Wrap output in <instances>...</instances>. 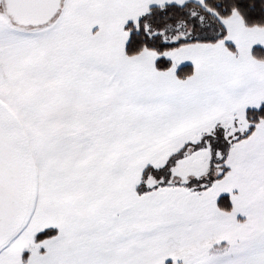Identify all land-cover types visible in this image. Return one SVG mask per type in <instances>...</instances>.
I'll return each instance as SVG.
<instances>
[{
	"label": "snow or ice",
	"instance_id": "snow-or-ice-1",
	"mask_svg": "<svg viewBox=\"0 0 264 264\" xmlns=\"http://www.w3.org/2000/svg\"><path fill=\"white\" fill-rule=\"evenodd\" d=\"M0 264H264V0H0Z\"/></svg>",
	"mask_w": 264,
	"mask_h": 264
}]
</instances>
